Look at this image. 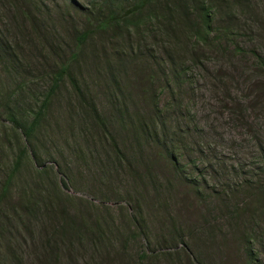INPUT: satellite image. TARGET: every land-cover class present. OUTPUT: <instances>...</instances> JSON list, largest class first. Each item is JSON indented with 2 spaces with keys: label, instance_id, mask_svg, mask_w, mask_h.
<instances>
[{
  "label": "rangeland",
  "instance_id": "rangeland-1",
  "mask_svg": "<svg viewBox=\"0 0 264 264\" xmlns=\"http://www.w3.org/2000/svg\"><path fill=\"white\" fill-rule=\"evenodd\" d=\"M202 1L74 56L102 0H0V264H264V0Z\"/></svg>",
  "mask_w": 264,
  "mask_h": 264
},
{
  "label": "trees",
  "instance_id": "trees-1",
  "mask_svg": "<svg viewBox=\"0 0 264 264\" xmlns=\"http://www.w3.org/2000/svg\"><path fill=\"white\" fill-rule=\"evenodd\" d=\"M163 3L164 5V12L167 17H171L177 14L179 11L183 10V15L187 11H193L198 16V22L191 23V26L196 29L192 32L193 36L198 40H203V36L209 33L210 27V17L212 15V8L213 6L206 2L200 0H102L101 4L104 7V13H97L95 14L94 11L96 9L91 8H83L82 15L85 20V25L77 32L75 35V48L77 52H74V56L76 53H79V49H81L86 42L93 38L96 33L105 32L109 29L114 30H130V28H137L138 25L142 21V15L147 13V15L153 19L155 18L154 8L158 6V4ZM191 5V9H188V5ZM184 6V8H183ZM199 13V15H198ZM26 14V13H25ZM26 16V15H25ZM186 23V22H185ZM258 60L261 62L262 56L257 55ZM68 71V66L65 64L61 67L60 72L57 73L56 78L54 80L53 86L49 90L47 98L43 101V105L49 101V98L55 93L61 79L64 74ZM240 106V110L237 111V115L241 117L242 126L246 127L249 125V122L246 117V111L242 109V105L237 104ZM44 106L36 112L33 120L29 124V126H19L15 116H9V121L11 125L14 127L13 132L17 133L18 137L20 135L26 139V143H30L32 140V135L35 133L39 119L41 117V110ZM96 112V110H95ZM97 115V113H96ZM33 152V151H32ZM34 154V153H33ZM32 154V155H33ZM26 154L24 152L18 153V156L14 158L13 162V170H18L21 167L22 161H24ZM35 157V154L32 156ZM33 164H37L35 162V158L32 159ZM37 167V165H35ZM254 171L257 175L264 178V148L259 146L258 152V163L254 165ZM264 184V182H263ZM261 184V186H263ZM256 194L264 196L263 187H258ZM255 193H250L247 197L253 198ZM253 201H257L256 198Z\"/></svg>",
  "mask_w": 264,
  "mask_h": 264
}]
</instances>
